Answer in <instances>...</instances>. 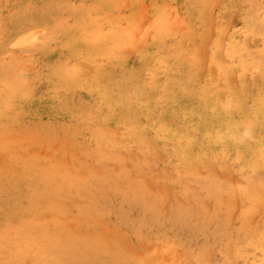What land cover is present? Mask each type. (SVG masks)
Here are the masks:
<instances>
[{"label":"rangeland","instance_id":"1","mask_svg":"<svg viewBox=\"0 0 264 264\" xmlns=\"http://www.w3.org/2000/svg\"><path fill=\"white\" fill-rule=\"evenodd\" d=\"M0 264H264V0H0Z\"/></svg>","mask_w":264,"mask_h":264},{"label":"bare ground","instance_id":"2","mask_svg":"<svg viewBox=\"0 0 264 264\" xmlns=\"http://www.w3.org/2000/svg\"><path fill=\"white\" fill-rule=\"evenodd\" d=\"M31 38H32V37H31ZM20 42H21V41H20ZM23 42H24V41H23ZM4 78H5V77H4ZM5 79H6V78H5ZM5 79H4V80H5ZM21 82H22V81H21ZM7 83H8V81H7ZM7 83H6V84H7ZM6 84H5V85H6ZM4 88H5V87H4Z\"/></svg>","mask_w":264,"mask_h":264}]
</instances>
